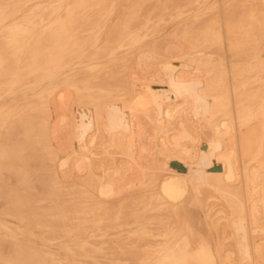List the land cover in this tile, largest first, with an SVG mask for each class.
Segmentation results:
<instances>
[{
  "label": "bare ground",
  "instance_id": "1",
  "mask_svg": "<svg viewBox=\"0 0 264 264\" xmlns=\"http://www.w3.org/2000/svg\"><path fill=\"white\" fill-rule=\"evenodd\" d=\"M0 264H264V0H0Z\"/></svg>",
  "mask_w": 264,
  "mask_h": 264
},
{
  "label": "rangeland",
  "instance_id": "2",
  "mask_svg": "<svg viewBox=\"0 0 264 264\" xmlns=\"http://www.w3.org/2000/svg\"><path fill=\"white\" fill-rule=\"evenodd\" d=\"M184 122L189 127L195 126V120L192 117V114L190 112L188 114H186ZM174 126L176 127L177 125L174 124ZM65 132H66L65 130L60 129V126H57V131L54 134L55 135L54 140L58 144H63L66 142L67 138H66ZM63 146H64V144L62 145V147ZM93 148L95 149L96 152L100 151V149L98 148V144H95L93 146ZM114 158H115L114 160H115L117 165L123 166V167H128L127 164L123 161L124 159L119 154H114ZM153 160H154L153 155L150 154L146 158H144V157L140 158L139 162L141 161V162H143V164H145V163H150ZM130 170L127 171L126 173L129 174ZM180 171L182 173L187 172V166L185 164H181ZM201 193L203 195V201H205V203H206L205 208H208V212L211 214V219L215 220L217 217L223 215V213L228 210V206H227V203L225 202V200H223L219 197H216L211 191L207 190L205 187L202 188ZM224 223H225V220L221 219L220 220V230L222 231V229L225 227V233L228 237L225 241L226 242L225 247H227L229 250H233L235 252V239L232 236L230 229L227 228L224 225Z\"/></svg>",
  "mask_w": 264,
  "mask_h": 264
}]
</instances>
